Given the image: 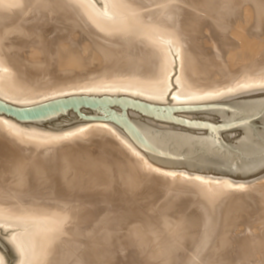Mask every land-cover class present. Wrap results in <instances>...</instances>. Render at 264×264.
<instances>
[{
    "label": "bare ground",
    "instance_id": "1",
    "mask_svg": "<svg viewBox=\"0 0 264 264\" xmlns=\"http://www.w3.org/2000/svg\"><path fill=\"white\" fill-rule=\"evenodd\" d=\"M101 1H103L104 7L106 11L108 12L107 14H105L104 12L103 13L97 12L92 2H90V0H0V71H1L0 72V97L6 99L9 102L16 103V104H22V105L34 102L37 99L43 100V98L45 97L47 99V96L49 94H52L53 92H58L59 90H62L64 88L61 86V84L58 85L59 81L58 82H56L57 80L54 81L56 79L54 77L58 76L59 78L60 75L69 76L70 72L71 73L74 72V70L68 71L66 69L67 71L66 70L63 71L61 68H60L61 70L58 68L59 67L58 65L63 64V62L64 63L67 61L75 62V58L71 57L67 59L66 57H64L63 55L65 53L63 54L62 51L67 50L64 47V44H61L59 42L60 40L57 38L56 35L51 36L50 33L48 32L40 33L37 36L36 42L38 39L40 40L42 38V40L45 41L47 45V47H45L47 48V50H45V52H42L44 53V56L38 58L36 61L28 59L26 58V56L24 58L18 57V52L15 50L16 35L14 36V34L22 33L31 21L35 19H39V17H41V19L57 18L63 22L65 21L66 18H64V16H62L60 12L56 11L57 14L56 12L55 14L58 16H55L54 14L55 9H53L51 4L62 5V6L65 5V7L66 6L69 7L70 9H68V11L71 10V14H74L75 17L81 23L90 26L91 29L94 30L93 34L96 40L97 39L102 40L104 43V45L102 44L103 46L101 45V47L99 45L102 42H100V44L99 42L94 44L96 49L98 48V52L100 51L99 53L101 54V56L106 55L105 56L106 58L107 57L115 58L114 63L117 64L119 62V60L117 59L119 54H115V53L122 52L123 54L122 57L121 56L118 57V58H123V60L121 61V66H123L122 67L123 69L120 68L121 69L120 71L122 72H119L118 69L117 71L116 70L113 71L114 73L117 72V75L119 76L116 77V76H113L114 73L113 74L109 73L108 75L111 74L115 78L108 80V81H104V82L101 80L102 82L100 81L99 83L93 82V81H85V82L83 81L81 83H78L76 87L72 86L71 88L72 91L77 89L76 91L79 90L80 92L82 90V92H85V93H90V92L96 93L100 91L99 89L101 90L103 89L110 93V92H115L119 90L122 92H126L128 94L138 95L140 97H144L148 99H158L159 100L162 98V96L163 97L165 96L164 94L167 91L168 87L166 86V83H167V78L170 72L171 61L173 58L172 53L176 51L180 59V72L181 73L179 75V78H177L179 80V88L177 89L176 87L177 91L174 94L175 96L174 98L179 101H187L189 99L197 98L201 95L214 93V89L207 90V88L209 87H200L197 83H194L192 81L193 80L192 77L194 76L199 79L203 78L205 80H212V79L216 80V78L219 75V70H218L219 67H216L214 65L217 64L218 62L214 63V65L213 64L208 65L209 63L208 61H211V57L213 58L212 60L214 61L216 59L215 57L216 55L217 57H220L221 55H223L220 52H224V54H226L227 52L225 51V49H227L228 51V47H231V46L234 48L235 47L241 48L240 57H243V59L245 60L256 59L261 53L260 47L262 45L261 43L263 41L262 38L264 37V34L261 33L262 35L261 36L258 32H264V0H222L221 1L222 6H220L219 13L221 12L226 13V16L222 17V16H218V14L215 16L218 17L217 18L218 21L221 22L223 26L226 28L219 29L216 27L213 21L211 24L209 21L207 22L209 18H206L205 20L207 23L210 24L209 26H207V29H206L208 40L212 41L210 43L212 44L214 43L216 45L215 46L213 44L214 45L213 47L210 46L211 50L208 49L207 47H204L203 44L200 43L201 41L197 39L199 31L201 29L200 27H197L198 26L197 22L200 24V20L198 18L202 14L199 16L198 13H195L189 10V6L193 7L195 5V8H196V5L199 4L198 2L199 0H101ZM206 3L208 4L209 2H206ZM203 5L205 6V4ZM203 5H201V7ZM210 5H213V4H210ZM205 7L202 9L205 10L207 8ZM208 7H209L208 9H210V7L212 6H209L208 4ZM206 12H207V9H206ZM211 12L213 13V11ZM243 22L246 23L245 26L243 25ZM11 33H13V35ZM247 33L251 35H248ZM9 34H11L12 36ZM55 46H57L58 51L55 52L57 53L56 56H52L54 51L53 53H51L52 55L49 53L50 51L53 50V47ZM30 49H31V46H30ZM31 50H34V49L32 48ZM39 51L33 52L34 58H37V55L41 54V52ZM213 52L214 53L216 52L215 56H213L214 54ZM95 57L100 58V56H95ZM206 60L208 63L206 62ZM216 61H219V60L217 59ZM54 62H56L57 64ZM52 63H54L55 65ZM205 63L207 64L205 65ZM64 67L65 66H63V68ZM254 69L256 68L250 69L249 72H247L245 69L240 70L238 72V75H236L237 79L239 81H242L243 79L248 78L247 80L249 82H263L264 81V69H262V71L253 72ZM171 70H172V66H171ZM110 78L111 76L109 77V79ZM86 79H88V77ZM66 88H68V86ZM69 93H73V92L70 91ZM58 95L59 94L57 93V96ZM54 96H55V93H54ZM48 98H51V97H48ZM0 127L2 129H6L7 131H9L11 134L14 135V137L20 136L22 132H25L26 130H30L33 133L37 132V129H35V127L34 128L31 127L30 129L23 128L21 125H18L12 120L7 119L3 116H0ZM81 136L82 137L80 136L79 137L84 138L83 139L84 141L82 144H85V147L91 142L95 143V146L93 148L94 150H92L91 148H89V150L87 149L88 152L91 154L90 156L88 154L89 156L88 159L91 158V161L94 157L106 158L107 161L111 165H113V163H116V161L118 162V158L122 154L125 153L126 156H127L126 153L130 154L131 157H129L127 161L133 160L136 163L138 162V164H140L138 168L139 169L143 168L145 172V176L147 177L148 180L146 178L145 179L149 182V183L147 182L145 183L146 186H150L147 184H152V187L154 185L153 187L154 189L155 188L156 190L159 189L158 191L160 192L164 191L163 193H165V197H164L165 199L161 201L160 203V206L162 208L174 207L175 201L177 203L178 201L180 202L178 203V206L182 202L186 203L189 200V199L187 200V198H184V195L186 194L187 195L185 197H189L191 199L190 201L194 200L196 202L195 205H197V208H196L195 215L199 216V219H200L199 224L200 226H202L203 228L202 230L204 231H202L201 228H199L200 231L203 232V235L202 237L200 236L199 238L198 235L201 234V232L200 233L196 232V234L197 233L199 234H197V239L195 240L192 239L193 234H195V233H192V231L194 232V225H192V223H189L188 220L183 218L185 216L183 215L180 216L178 215L177 212H170L169 216L166 217L163 220V222H161L162 223L161 225L160 223L156 221V216L153 215L155 214L154 211H153V214H151V212H149V214L144 212V210L140 206L141 204L140 201H138L140 204L138 202L136 203L139 204L142 211L138 209L139 208L138 206L136 210L134 209V207L136 206L134 207L130 206L135 211L128 210L130 215L128 213L127 214L133 217L134 219H136V222L145 220L143 221L144 224H151V223L153 224V225L151 224L152 226L149 229H151L150 234L152 235L150 236L154 240H151V239L150 240L155 242L154 249L157 248V250H156V253H152L151 256L146 257V259H144L143 262L140 261L141 263L155 262L153 260L154 257L160 256V258L163 259L164 262H166L167 260L169 262L172 261L171 264H230V260L228 259V249L226 250L225 248L226 245H223L222 244L223 242L220 243L219 241L221 240L219 239L220 236L219 238L216 237V239L217 238L219 239L218 241H219V244L221 245H217L218 243L217 244L215 243L213 246H211V242H213L212 241L213 236L217 234L216 232L218 231L217 230L218 228L219 230H221V232L222 231L224 232V230L220 229V226L218 227V225H222V221H224V219L226 220V218L228 219L229 217L228 215L232 214V210L234 206L244 204L245 207L246 205L248 206V210L251 211L252 216L255 218V220L259 222L257 224L263 225L262 226L263 228L261 226L260 228L259 227L256 228L257 225L256 226L254 225L255 226L253 227L254 231L256 230L257 232L260 233L259 236H257V238H255V236L250 237L248 235H245L242 238H240L241 247L236 248L235 250L234 263L235 264H256V261L254 263L250 262L248 259H245V256H246V252L248 251L247 247L252 248V249H249L252 251L253 249L258 248V246L264 248V245H261V246L257 245L255 248L253 247L254 245H256V243H258V241L256 242L257 239L260 241L261 244L264 242V182L263 181L260 182V180L264 178V173L234 177V176H226V175L192 171V170H187L183 168H178L174 166L152 162L148 158V156L142 150H140L132 141L131 142L134 145H131V143L129 142L130 139L127 137L129 139L128 140L125 134L117 130L116 127L114 128L113 126H110V125L93 124L91 126H88L86 129H84V131L82 130ZM80 138L78 141L79 143L81 141ZM20 140L21 139H18L15 141L17 143L16 145H14L15 147L13 148L16 149V151L20 153L19 154L17 152L19 156L18 158L21 157L25 159V161L26 160L31 161V164H29L31 165L30 168L27 166V168L29 169L26 170L23 166L21 169L22 173H20L22 174L21 177L27 176V175L28 176L25 178L23 177L22 180L18 184L7 185L3 187L2 184L0 183V190L3 192L4 191L7 192L6 190H8L9 195H10V192L16 191V193H18L17 192L18 189L23 188V186H28V187H31L33 191V196L25 197L26 195L24 193H22L25 195L24 197L20 195L21 199L24 198V201L28 202L27 203L28 206L30 203H34V205L36 204L39 205L38 204L39 201H41L40 203L42 206V202L45 201L46 206L45 207L43 206V209L39 206L38 207L32 206L33 209L38 210V211L33 210L34 211L33 214H35V216L37 215L38 217H40V219L38 220L37 216L35 217L38 222L36 226L37 230H33L32 234L30 235L32 238H28L29 240L26 239L28 243L25 244V246L23 247L24 250H26L25 264H61L60 263L61 257L63 258L65 255L67 256L66 253L71 248V246L69 248L67 244L68 246V250H67V247L65 246L66 240L63 238L65 236H68V239L69 238L72 239V240L69 239V241L70 242L73 241V238H74L73 236H75V233L73 232L77 228L76 227L74 229L73 226L75 223L79 224L80 221L83 219L82 218L83 216H79L80 214L75 213L76 210L73 211L72 209L69 208V206H72V207L76 206L75 203H73L75 202L74 200L76 199L72 198L73 202H70L67 200L70 196H72L73 192L77 193V196L78 197L80 196L82 199H85L86 197L89 196V195L85 196L86 193L88 192L84 191V189L80 187L79 188L72 187L71 182L69 181L67 182L65 178V172H67V169H68L65 167V163L69 162L70 155L72 154L75 155L77 153L79 154L81 150L77 151L78 148L77 149L68 148L62 151L61 150L57 151L56 148H54L55 145L54 147L48 146L47 148H45L43 145H42L43 147L41 146L39 147L38 145L40 143H35L29 146L28 145L25 146L26 142L23 144V142ZM27 143L31 144L30 141ZM10 144L6 146H9V148H12ZM67 144H70V143L67 142ZM56 146H58L59 148V145H56ZM79 147H80L79 149H81V147L83 146H80L79 144ZM83 151L85 152V150ZM11 153L9 152V154ZM84 155H87V154H84ZM124 156L121 158L124 159ZM120 161L122 162V159ZM85 164L86 163H84V165ZM122 164L124 163L122 162ZM125 164L126 166L128 165V167L131 169V173L130 171L129 173L132 175L133 169H135L136 166L134 165L135 166L134 168L132 167V163L129 164L128 162ZM24 165L26 167L27 164H24ZM116 166L117 168H119L118 167L119 164ZM128 167H127V170H129ZM90 168L91 167H89V170ZM121 168L122 167H120V169ZM138 168H137L136 173L134 174H137ZM77 169L75 171V168H73L75 172H77ZM115 170L117 169L115 168ZM92 171L90 175L94 176L93 175L94 173H92ZM72 173L74 172L72 171ZM75 174H72V175H75ZM95 174H96L95 175L96 177L101 175L100 173L97 174V172ZM130 174H128V176ZM88 175H89V172H88ZM122 175L124 176L123 173ZM77 177L78 176H76V178ZM99 179H102V177L101 178L99 177ZM25 180H28V183L25 182ZM135 180L136 179H134L133 181ZM38 182L40 183V185ZM129 184H133V183L130 182ZM133 185L136 187L140 186L137 184L136 185L133 184ZM82 186L86 188L85 185H82ZM134 186L133 188H136ZM152 187H150V189L148 190H152L151 189ZM172 188H174L173 191L171 190ZM27 189L28 188H26L25 191ZM122 189L124 190V188ZM44 190L46 191V198L45 197L41 198L45 196V195H40V193L43 192ZM140 190H141V187H140ZM169 190L172 192H169ZM29 192L31 193V190ZM29 192L28 194L27 193L26 194L29 195L30 194ZM71 192H72L71 195L69 194L67 195V193H71ZM126 192L127 191H125V193ZM143 192L144 193L142 194L144 195L147 193L146 191H143ZM153 192L155 193L154 190ZM134 193L133 195H136ZM137 193H138L137 195H139V192ZM151 193H148V194L150 195ZM1 194H0V211L1 212L5 213L7 211V213L10 212L9 214H12L10 210L16 211V210H20L21 208L26 209V207H24V202H20L17 200L18 201L17 203L16 201L14 202L12 200V202H14L12 203L11 201L4 200L3 198L4 196H1ZM6 194L8 195V193ZM75 195H73L72 197H74ZM151 195L154 196L153 194ZM190 195H193V196H190ZM15 196L17 197V194ZM150 196H146V198ZM161 196H160V199H161ZM135 197H138V196H135ZM146 198H142L144 199L143 201L145 202L146 200L148 201V198L147 199ZM38 199L39 201L37 202ZM117 199L120 200L121 198H117ZM149 199H151V197ZM184 199L187 201L184 202L185 201ZM46 200H48L49 202H46ZM132 200L134 201V198ZM82 201L84 202V200ZM82 201L79 202L78 200V203H81V205L84 206L86 203L84 202L85 204H82ZM46 203H48V205ZM101 203L102 201L100 202V204ZM130 203L132 205V203L134 202L131 201ZM146 204L149 205V202L148 203L146 202ZM129 205H128V208L130 209ZM184 205H182L181 207L179 206L177 208H181V209L185 208L186 206ZM25 206H27L26 203H25ZM78 206H77V209L78 208L80 209V207ZM149 206H151V204ZM32 207L30 206L29 208L31 209ZM84 207L83 209L85 210ZM145 207L147 208V206ZM58 208L59 209L61 208V209L56 210ZM128 208L126 207V209ZM24 209L22 211H24ZM153 210H155V208H153ZM28 212L29 211H25V213L29 215V213L31 212L29 213ZM77 212L79 211L77 210ZM7 213L5 215H7ZM19 213L20 211H16L13 214H16L19 216ZM32 215L31 217H33ZM195 215L193 214V216L192 215L191 216L194 218ZM21 216L23 218L25 217V214H21ZM9 217L10 216H8V218ZM19 217L18 219H21ZM187 217L188 216H186V218ZM35 218L33 217V219L30 221L32 222ZM193 218H191L190 220H192ZM28 220L29 219H27V221ZM98 220H102V218L101 219L99 218ZM194 220L195 218L193 219V222ZM156 222L159 226L156 224ZM84 223L86 224L87 222L83 221V225H85ZM135 224L136 223L134 222V225ZM131 225L130 226L128 225V227L132 229ZM195 225L197 224L195 223ZM85 227L88 228V226H85ZM124 227L128 228L127 226H124ZM78 228L76 229L77 231H78ZM81 228L79 229L81 230ZM163 228H165L166 230ZM142 231H140V233H142ZM88 233H90L89 230H88ZM124 233H126V231ZM80 234L81 236L78 235L79 238L85 236L83 232ZM123 235L122 237H125V235L124 236ZM133 235L139 238L142 237L141 235L136 236V233ZM143 235L146 236L145 234ZM221 235L223 234L221 233ZM75 237L77 238V236ZM86 237L88 238V236ZM118 238L120 239V237ZM142 239H144V237ZM77 240L79 241V239ZM252 240L256 242L254 245L251 243L253 242ZM223 241L225 243V240ZM112 242L114 245V240ZM29 244H30V247H29ZM87 244L88 242L86 243V245ZM79 245H81V243ZM115 245H117V243H115ZM119 245L120 244H118L117 246L119 247ZM95 246H97V249L99 250L100 245L96 243ZM101 246H100L101 250L97 252L101 253L102 251L105 258L108 257V255L106 254L105 251H103V248ZM118 247H116V249L119 250ZM87 248L88 247H86V249ZM19 249L20 251H22L21 248ZM84 251L86 250L83 249L82 252ZM249 252L250 251L247 252V256ZM254 252H256V250H254ZM252 253L250 254V256H253ZM261 254H263V252H261ZM72 255H73V252H72ZM80 257L82 256H79V259ZM124 258H126V261L122 263L121 260ZM256 258L258 259V257ZM66 259L65 261H67ZM114 259H116V256L114 257ZM61 260L62 262L64 261L63 259ZM64 262L63 264H65ZM260 262H263V261H260ZM69 263H70V260H69ZM114 263L115 264H132L133 260H131L129 256H127V254L124 252V249H123V251L120 250L119 254L117 253V259L116 261L114 260ZM73 264H75V262ZM79 264H81L80 261H79Z\"/></svg>",
    "mask_w": 264,
    "mask_h": 264
},
{
    "label": "rangeland",
    "instance_id": "2",
    "mask_svg": "<svg viewBox=\"0 0 264 264\" xmlns=\"http://www.w3.org/2000/svg\"><path fill=\"white\" fill-rule=\"evenodd\" d=\"M221 1L222 0H206V2H209L208 3L209 6H212V7H210V9H208L209 7H208V4L205 2V0H199L198 1L199 4L196 5V8H195V5L193 7L189 6V10L190 11L198 13L199 16L202 14L198 18L200 20V24L197 22V24H198L197 27L201 28V29L199 28L201 32L199 31L197 39L199 41H201L200 43L203 44L204 47H207L210 50H211V47H213L215 44L213 43L214 44L213 45L212 43H210L212 41L208 40L207 32H206L207 26H209L212 23V21H213L217 28H219V29L226 28V27L223 26V24L221 22L218 21V19H217L218 17L215 16L217 14H218V16H222V17L226 16V13H222V12L219 13L220 6H222L221 5L222 4ZM90 2H92L93 6H94V8H95V10L97 12H100V13L104 12L105 14L108 13L106 11L105 7H104L103 1H101V0H90ZM203 4H205V6L207 5L206 6L207 8ZM210 4H213V5L215 4V5L213 6V5H210ZM201 5H203V6L201 7ZM51 6L53 7V9H55V11L53 10L54 14H55L56 11H58V12H60L62 14V16H64V18H66L64 22L59 20V19H57V18H50V19L49 18H47V19L43 18V19H41V17H39V19H35V20L31 21L29 23V25L24 29V31L22 33L14 34V36L16 35L15 50L18 52V57H23L24 58L26 56V58L36 61L38 58L44 56V53H42V52H45V50H47V48H45V47H47V45H46L45 41L42 40L41 37H40L41 39L40 40L38 39L37 42H36V39H37L38 34L48 32V33H50L51 36L56 35L57 38L60 40L59 42L61 44H64V47L67 49V50L65 49L66 51H62L63 54L65 53L63 55L64 57H66L67 59L71 58V57L75 58V62H68L67 61V62H65L66 64L63 62V64H59L58 65L59 66L58 68L59 69L61 68L63 71L67 69L68 71L74 70V72H72L73 74L70 72L69 76L68 75H65V76L64 75H62V76L60 75L59 78H58V76L54 77V78H56L54 81H56V80H57L56 82L59 81L60 83L58 82V85L61 84V86L64 87V88L62 90H59L58 92H53L52 94H49L47 96V99H48V97L52 98V97L57 96V93L59 94L58 96L65 95V94H70L69 93L70 91L73 92V93H75V92L76 93H81L82 90H81V92L79 90H78L79 92L76 91L77 89L76 90L73 89L74 91H72L71 88H72V86L76 87V85L78 83H81L83 81L84 82L85 81H93V82L99 83L101 80L104 82V81H108V80L114 79L115 77H113V76H116V77L119 76V75H117L116 71L118 69L119 72H122V71H120L121 70L120 68L123 67V66H121V61L123 60V58H118L119 56H121V57L123 56L122 52L115 53V54H119V56L117 57L119 62L117 64L114 63L115 62V58H112V57L111 58H109V57L106 58L105 57L106 55H104V56L102 55L101 56V54L99 53L100 51L98 52V48L96 49L94 44L98 43V42L100 44V42H102L99 45L101 47V45L102 44L104 45V43H103L102 40H99V39L96 40V38H95V36L93 34L94 30L91 29L90 26L81 23L75 17L74 14H71V10L68 11V9H70L69 7H67V6L65 7V5L62 6V5H55V4H51ZM199 7H201V8H199ZM204 7L207 9V12H206V9L205 10L202 9ZM190 8H192L193 10L190 9ZM211 11H213V13ZM209 13H210V15H209ZM56 14H57V12H56ZM56 14H55V16H58ZM206 18H209V20H207V22L209 21L210 24L205 21ZM199 20H197V21H199ZM243 25L245 26L246 23L243 22ZM258 33L260 35H261V33L264 34V32H258ZM11 34L13 35V33H11ZM11 34H9V35H11ZM248 35H251V34H248ZM262 40H263L262 43H261L262 45L260 47L261 48L260 49L261 53L259 54V56L256 59H253V60H245V59H243V57H240L241 48H238V47H235V48L232 47V46L228 47V51H227V49H225V51L227 52L226 54H224V52H220V53H222L224 55V57H223V55H221L222 58H221V56L217 57L216 52L215 53L213 52L214 53L213 56L216 55L215 56L216 59L213 61L212 60L213 58L211 57V61H208L209 62L208 63L207 60H206V62L208 63V65H210V64L214 65V63L218 62L217 64L214 65L216 67H219V69L217 68L219 70V75L216 78V80L215 79H212L213 81L212 80H205L203 78H201L202 79L201 80V79H199V78L194 76V77H192L193 78L192 81L194 83H197L200 87H209V88H207V90L214 89V93L201 95V96H199L197 98L189 99L187 101H179V100H176L174 98L175 97L174 94L177 91V89L179 88V80L177 78H179V75L181 73L180 72V59L178 57L177 52L174 51V50H173L174 51L173 53L171 51L173 58H172V61H171L170 72H169V75H168V78H167V83H166V86L168 88H167L166 93L164 94L165 95L164 97L162 96V98L159 99V100L158 99H148V98L140 97L138 95L128 94L126 92H122V91H119V90H117L115 92H110V93L128 94V95H131V96H134V97H137V98H140V99H144V100H147V101H151V102L184 103V104L192 103V102H198V101H203V100H208V99H213V98H219V97H224V96H231V95H239V94L254 93V92L264 93V89H262V88H264V86H263L264 85V81L263 82H249L247 80L248 78L247 79H243L242 81H239L237 79V76H236V75H238V72L240 70H242V69H245L247 72H249L250 69H252V68H256V69L253 70V72L254 71H262V69H264V37L262 38ZM33 42H35L36 44L33 43ZM30 46H31V49L33 48L34 50H31ZM37 51L41 52V54H38L37 58H34V56H33L34 53L33 52H37ZM53 51H54V53H53ZM57 51H58L57 46H55V47H53V50L50 51L49 54L53 53V55L52 54L51 55L52 56H56L57 53H55V52H57ZM174 53H175V55H174ZM95 56H100V58L95 57ZM217 59L219 61H216ZM60 61H62V60H60ZM54 63H56V62H54ZM54 63H52V64H54ZM207 63H205V65ZM63 66H65V67L63 68ZM171 66H172V70H171ZM114 70H116L115 71L116 73L113 72ZM109 73H111V74L114 73L115 75L114 74H113V76L111 74L108 75ZM221 73H222V75H221ZM107 75H108V77H107ZM92 76H93V78H92ZM110 76H111V78L109 79ZM85 77L86 78L88 77V79H86ZM199 80H201V81H199ZM67 86H68V88H66ZM69 87H70V89H69ZM176 87H177V89H176ZM99 90H100V91H98L99 93L98 92H96V93L95 92H90V93H94V94L109 93L108 91L103 90V89L102 90L99 89ZM54 93H55V96H54ZM83 93H85V92H83ZM45 99H46V97L43 98V100H45ZM39 101H42V100L41 99L40 100L37 99L36 101L28 103V104L36 103V102H39ZM16 124L21 125L23 128H28V129H30L31 127L32 128L35 127V129H37V132L33 133L30 130H26L25 132H22L21 135L19 134L20 136L14 137V135L11 134L9 131H7L6 129H2L0 127V167H1L0 168V183L2 184L3 187H5L7 185L18 184L22 180L23 177L25 178V177L28 176L26 174L27 176H22L21 177L22 174H20V173H22L21 169H22L23 166H24V168L26 170L30 168L31 165H29V164H31V161L30 160H26L25 161V159H23L21 157H20L21 159L18 158L19 157L18 156L19 152L16 151V149L13 148V147H15L14 145H16V143H17L15 141L18 140V139H21L20 141H22L23 144L26 142L25 146H27V145L29 146V145H32V144H35V143H40L38 146L39 147L40 146L41 147L44 146L45 148H47L48 146L54 147V145H55L54 148H56L57 151H59V150L62 151V150L68 149V148L69 149H77L78 148L77 151L81 150V152L79 154L77 153L75 155L74 154L70 155L69 162L65 163V167L68 168L67 172H65V178H66L67 182L68 181L71 182L72 187H74V188L75 187L76 188L80 187V188L84 189V191L88 192V193H86L85 196H88V195L89 196L86 197L85 199H82L80 196L78 197L77 193H75V192H73V194H72V192L71 193H67V195L68 194L69 195L72 194V196L76 194L74 197L70 196L67 201L73 202L72 198L76 199V200H74L75 202H73V203H75L76 206L75 207L69 206V208L72 209L73 211L76 210L75 213L80 214L79 216H83L82 217L83 219L80 221V223H82V224H80L78 222L79 224L75 223L74 226H73L74 229L76 227L77 228L78 227L79 228L82 227L81 230L78 228V231H80V232H78L76 230L77 228L73 232V233H75V236H77V238L75 236H73L74 238H73V241H71V242L69 241L70 238L68 239V236H65L63 238V239L66 240L65 246L67 247V250H68V246H69V248L71 246V248L69 249L71 251L68 250V252H67V250H66L67 256L66 255L64 256L67 259L64 258V257L63 258L61 257V259H63L64 261H65V259L68 261V263H67V261H65V262L63 261L65 264H70V263L73 264L74 262H75V264H79V261L81 262V264H91V263H93V264H115L114 260L116 261V259H117V253L119 254L120 250L123 251V249H124V252L127 254V256H129V258L131 260H133L132 264H138V263L140 264L141 262H143L144 259H146V257L151 256L152 253H156L157 248L154 249L155 248V244H154L155 242L151 241V240H154V239L151 238V236H152L150 234L151 229H149V228H151V226L153 224L152 223H151L152 225L151 224H144L143 221H145V220L140 221V222L139 221L136 222V219H134L133 217L129 216L130 214H129L128 210L135 211L138 207H139L138 209H140V210H141V207H142L144 212H146L147 214H149V212H151V214H153V211H154L155 214H153V215L156 216V221L158 223H160L161 225H162L161 222H163V220L166 217L169 216L170 212H177L178 215L185 216L183 218H185L186 220L189 221V223H192V225H194V232L192 231V233H195V234H193V237H192L193 240L197 239V234H199L201 232L199 228H201V230L203 229L202 226H200V224H199V222H200L199 216L195 215L196 214V208H197V205H195L196 202L194 200L190 201L191 199L189 197H185L187 194L184 195V198H187V200L189 199L188 201H190V202H188L187 200L184 199L185 200L184 202H186V201L187 202L186 203L182 202L183 204L182 203L179 204L180 207L185 204L184 205V206H186L185 208H182V209L181 208H177V207H179L178 206V203H180L179 201H178V203L175 201V204L177 203L176 205L174 204L175 208L174 207H172V208H162L160 206L161 201H163L165 199L164 198L165 197V193H163L164 191L160 192V191H158L159 189L158 190H156V188L154 189L153 188L154 185L152 187V184H147V185H150V186H146L145 183L146 182L149 183V182L147 181L148 179L145 176V172H144L143 168H140V169L138 168V166H140V164H138V162L136 163L133 160L127 161L128 158L131 157L130 154L126 153L128 157L125 155V153L122 154L123 156L125 155L124 156L125 160L123 158H121V157H123L122 155L118 158V162L122 159V162L124 164H122L121 161L119 163L116 161V163H113V165H111L107 161L106 158L94 157L93 158L94 160L92 159V161H91V158H89L90 160L88 159V157L91 155L88 152V150H89V148L94 150L93 148L95 146V143L91 142L90 144L86 145V147H85V144H82L83 141H84L83 140L84 138H80V137H82L81 136L82 130L84 131V129H86L88 126H91L93 124H105V125L113 126L114 128L116 127L117 130H119L120 132L125 134L123 132V130L121 128H119L117 125H115V124H113L111 122L94 121V120L93 121L84 120V121L72 122V123H67V124H56V125H45V126H41V125H27V124L24 125V124H19V123H16ZM125 136H126V134H125ZM78 137L81 139L80 143L78 142L79 141ZM126 138H127V136H126ZM13 139H15V140H13ZM29 141H30L31 144L27 143ZM67 142H69L70 144H67ZM129 142L131 143V145H134L130 140H129ZM55 143H57V144H55ZM9 144H10V146H12L13 150H12V148H9V146H6V145H9ZM49 144H51V145H49ZM79 144H80V146H83V147H81V149H79L80 148ZM56 145H59V148ZM82 148H83V150H85L86 153L82 150ZM9 152L10 153L13 152V153L9 154ZM84 154H87V155H84ZM88 154H89V156H88ZM126 157H127V159H126ZM84 159H86V160H84ZM127 162L129 164L132 163V167H134V168L136 166V168H135L136 170L133 169L132 175L130 174L131 173V169L128 167V165L126 166V164H125ZM84 163H86V164L84 165ZM117 163L119 164V166H118L119 168H117V166H116V165H118ZM120 163H121L122 166L120 165ZM24 164H27L26 167H25ZM90 165H92V166H90ZM27 166L29 168H27ZM72 167L75 168V171L78 168L77 172H75ZM89 167H91L92 169L90 168V170H89ZM120 167H122V168L120 169ZM127 167H128L129 170H127ZM96 168H97V170H96ZM115 168L117 170H115ZM137 168H138V172H137V174H134V173H136ZM86 169L89 170V171H87ZM92 170H94L95 172L92 171ZM119 170H121V171H119ZM142 170H143V172H142ZM72 171L74 173H72ZM91 171H92V173H94L93 174L94 176L90 175ZM129 171H130V173H129ZM139 171H141V172H139ZM88 172H89V175H88ZM96 172H97V174L100 173L101 175L96 177L95 176ZM75 173L76 174L79 173V174L76 175ZM122 173L124 174V176L122 175ZM125 173H127V174H125ZM138 173L139 174L142 173V174H140L141 177L139 176ZM72 174H75L78 177L76 178V176L72 175ZM128 174H130V175L128 176ZM142 175H144V176H142ZM73 176H75V177H73ZM93 177H95V178H93ZM99 177L100 178L102 177L103 180L99 179ZM127 178H129L130 180L127 179ZM134 179H136L138 182L135 180L136 181V183H135V181H133ZM140 179H142L144 181H142ZM262 181L264 182V178H262L260 180V182H262ZM25 182L28 183V180H25ZM130 182L135 184V185L137 184V185H140V186L136 187L133 184H129ZM139 182L142 185H144L146 188L144 186H142ZM81 184L85 185L86 188L84 186H82ZM39 185H40V183H39ZM123 185H125V186H123ZM41 186H43V185H41ZM87 186H89V187H87ZM133 186L136 187V188H133ZM140 187H141V190H140ZM150 187H152L151 188L152 190H148V189H150ZM24 188L25 189L28 188L27 189L28 191L26 190L27 191L26 192ZM122 188H124V190ZM21 189H23V190H21ZM21 189H18V191H17L18 193L21 191L19 194L16 193V191H15V192H10V195H9L8 190H6L7 192H5V191L3 192V191L0 190V194L2 193L1 196H4L3 197L4 200L11 201V202L13 200L14 202L16 201L17 203H18V201L24 202V207H26V209L28 208L27 210L23 208L24 211H22L23 210L22 208H21L22 210L21 209L20 210H16V211H20L21 214H25L26 219H25V217L22 218V216H24V215L21 216L20 213H19L20 217L18 215H16V214H13V213L16 212L15 210H13L15 212L10 210L12 212V214H9L10 212L7 213V211L5 213L0 211L1 212L0 216L3 214L4 216L3 215L2 216L5 218L4 219L2 216L0 217V241L4 243V246H5L6 250H7V252H6L2 248H0V264H22V263L25 264V259H26L25 253H26V250H24L23 247L25 246V244L28 243V241L26 239L32 238L30 235L32 234L33 230H37V227H36L37 224H38L37 219L38 220L40 219V217H38L37 215H36L37 219L35 218L36 216L33 213H34V211H38V210L37 209H33L32 206H34V207H36V206L38 207L39 206L42 209H43V206L44 207L46 206L45 205V201L42 202V206H41V203H40L41 201H39V199L37 200V202L39 201L38 202L39 205H37V204L34 205V203H30L29 202L30 204L28 206V204H27L28 202L27 201L25 202L24 198L21 199L20 195L23 196V197L25 195H26L25 197H28V196L30 197V196H33V191L31 189V187H28V186H23V188H21ZM87 189H89V190H87ZM173 189L174 188H172L171 190L173 191ZM30 190H31V193L29 192ZM133 190L135 191V193H134ZM142 190L146 191L147 193L146 192L145 193L147 195L146 194L145 195L142 194V193H144ZM153 190L155 191V193L153 192ZM44 191L41 192V193L39 192L40 195H45L43 197H41L39 195L41 198H44V197L46 198V191L45 192ZM125 191H127V192L125 193ZM140 191H141V193H140ZM151 191H152V193H151ZM172 191L169 190V192H172ZM28 192L30 193L29 195H27ZM96 192H97V194H96ZM117 192L118 193L120 192L121 194L120 193L118 194ZM137 192H139V195L141 194L142 197H141V195L140 196L137 195L138 194ZM3 193H5V194L8 193V195L7 194L5 195ZM22 193H24L25 195L22 194ZM42 193H44V194H42ZM91 193H92V195H91ZM133 193L136 194V195H133ZM148 193H151L154 196H152L151 194H150L151 195L150 196ZM14 194L15 195L17 194V197ZM160 194L163 195V196H161ZM18 196H19L20 199L18 198ZM100 196H101V198H100ZM113 196H114V198H113ZM135 196H138V197H135ZM146 196H150L151 199H149L150 197H147L148 198V201H147L146 200L147 199ZM160 196H161V199H160ZM190 196H193V195H190ZM257 196H258V194H257ZM162 197H163V199H162ZM117 198H121V199L119 200ZM133 198H134V201L132 200ZM142 198H146L145 199L146 202L147 203L149 202V205L151 204V206L146 204V202L143 201L144 199H142ZM54 199H56V198H54ZM97 199H99V200H97ZM115 199H117V200H115ZM78 200H79V202L84 200V202L86 204L83 201H82V204H85L84 206H86V207L81 205V203H78ZM111 200H112V202H111ZM99 201L100 202L102 201V203L100 204ZM129 201L130 202L132 201L135 204L132 203V205H131V203ZM138 201H140L141 204ZM14 202H12V203H14ZM46 202H49V201L46 200ZM136 202H138L141 207ZM153 202H155V203H153ZM25 203H26V205L28 207L25 206ZM98 203H99V205H98ZM127 203H128V205L130 204L129 207L130 206H133V207L136 206V207H134L135 210L132 207H130V209H129ZM46 204L48 205V203H46ZM142 205H144V206H142ZM30 206L32 207L31 208L32 210L29 208ZM77 206L80 207V209L79 208L77 209ZM145 206H147V208ZM83 207L85 208V210L83 209ZM126 207L128 209H126ZM160 207H161V209H160ZM153 208H155V210H153ZM60 209L58 208L56 210H60ZM166 209H167V211H166ZM77 210L79 212H77ZM21 211L24 212V213H22ZM25 211H29L31 213L28 212L29 213V215H28L27 213H25ZM6 213H7V215H5ZM189 213L192 216H193V214L195 216H197V217L194 216V218H195L194 222L196 220L198 221V222L197 221L195 222L197 225H195V223L193 222L194 218ZM27 215H28V217L29 216L30 217L28 218ZM31 215L35 218L32 222L30 221V220L33 219V217H31ZM8 216H10V217L8 218ZM17 216L19 218H21V219H18ZM102 216H104V217H102ZM186 216H188V217L186 218ZM228 216L230 217V219H229ZM228 216H227L228 219L226 218V220L224 219V221H222V225H218V227L220 226V229L224 230V232L223 231L221 232V230H219V228L217 229L218 231L216 233L218 235L216 234L215 236H213V239H212L213 242H211V246H213L215 243L216 244L218 243L217 245H221V244H219V241H220V243L223 242L222 244L226 245L225 246L226 250L228 249V259L230 260V264H235L234 263V253H235L236 248H240L241 247L240 238H242L245 235H248L250 237L251 236H255V238H257V236H259L260 233L257 232L256 230L254 231L253 227H255L257 225L256 228H258V227L260 228V226L262 227L263 225L257 224L259 222L257 220H255V218L252 216L251 211L248 210V206L246 205V207H245L244 204L243 205L234 206V208L232 210V214L231 215L229 214ZM11 217H13V218H11ZM99 218L100 219L102 218V220H98ZM191 218H193V219L190 220ZM27 219H29V220L27 221ZM228 220H229V222H228ZM83 221L87 222L86 224H88V225H86L85 223H84L85 225H83ZM134 222L136 223L135 225H134ZM157 222H156V224H157ZM131 223H132V225H131ZM127 224L129 226L131 225L133 230L130 227H128ZM85 226H88V228H86ZM124 226H127L128 228H125ZM133 226H135V227H133ZM135 228L136 229L138 228V229L136 230ZM129 229L132 231V233H131V231ZM163 229H165V228H163ZM88 230L91 233V235H90V233H88ZM76 231H77V233H76ZM125 231H126V233H124ZM140 231H142V233H140ZM202 231H204V230H202ZM82 232H83V234L85 236L79 238L78 235L81 236L80 233H82ZM196 232H199V233L196 234ZM28 233H29V235H28ZM135 233H136V236L137 235H139V236L141 235L142 237L141 238L135 237V235H133ZM221 233L223 235H225L226 237L221 235ZM123 234L125 235V237H122ZM143 234H145L147 237L144 236ZM179 234H181V233H179ZM202 235H203V232H201V234H199L198 237L200 238V236L202 237ZM86 236H88V238ZM219 236H220V238H219ZM118 237H120V239ZM143 237H144V239H142ZM194 237H196V238H194ZM216 237H218L221 240H219L218 238L216 239ZM67 239H68V241L70 243L67 241ZM77 239H79V241ZM89 239H90V241H89ZM222 239L225 240V243H224V241ZM70 240H72V239H70ZM113 240H114V245H115V243H117V245L120 244L121 246L120 245H119V247L117 245L114 246L113 242H112ZM116 240H117V242H116ZM121 240H122V242H121ZM145 240H147L148 242L145 241ZM142 241H144V242H142ZM257 241H258V243H256ZM79 242L81 243V245L82 244H84V245H82V246L79 245L80 244ZM87 242H88V244L90 246L88 244L86 245ZM92 242H94V243H92ZM256 242L255 241L251 242L253 245L256 243V245H254V246L251 245V246H253L255 248L257 245H260V246L264 245V242L261 244L258 239L256 240ZM96 243H98V245H100V246L102 245L101 247L103 248V251L106 252L108 257L105 258V256H104L102 251H101V253L97 252V251L101 250V248L99 246V250H98L97 246H95ZM67 244H68V246H67ZM108 246H109V248H108ZM29 247H30V244H29ZM86 247H88V248L86 249ZM116 247H118L119 250L116 249ZM19 248H21L22 251H20ZM80 248H81V250H80ZM120 248H122V249H120ZM261 248L262 247L258 246V248L253 249V251H252V250H249V249H252V248L247 247L248 251H250L248 253V256H250V254L252 252H253L252 253L253 256L248 257L247 256V252L248 251H247L245 259H248L250 262H253V263L256 261V264H264V248H262V249ZM83 249L86 250V251L82 252ZM91 249H93V250H91ZM254 250H256V252L258 250V252L256 253V252H254ZM260 250H261V252H263V254H261ZM72 252H73V255H72ZM22 253H23V255H22ZM97 253H99L101 255H99ZM145 253H147V254H145ZM80 254H82V255H80ZM68 255H69V257H68ZM77 255L82 256V257H80V259H79V256H77ZM74 256H76V257H74ZM115 256H116V259H114ZM142 256H144V257H142ZM256 257H258V259ZM61 259H60V263L63 264ZM81 259H82V261H81ZM69 260H70V263H69ZM83 260H84V262H83ZM153 260L155 262L141 263V264H171L172 263V261L169 262L168 260L166 262H164V260L161 259L160 256L154 257ZM125 261H126V258L121 260L122 263L125 262ZM260 261H263V262H260Z\"/></svg>",
    "mask_w": 264,
    "mask_h": 264
},
{
    "label": "water",
    "instance_id": "3",
    "mask_svg": "<svg viewBox=\"0 0 264 264\" xmlns=\"http://www.w3.org/2000/svg\"><path fill=\"white\" fill-rule=\"evenodd\" d=\"M0 116L41 126L111 122L152 162L234 177L264 173L261 92L187 104L116 93H70L25 105L0 97ZM0 248L7 252L1 241Z\"/></svg>",
    "mask_w": 264,
    "mask_h": 264
}]
</instances>
